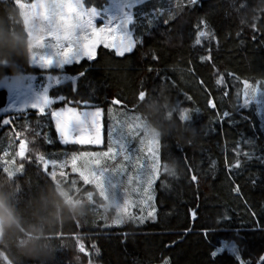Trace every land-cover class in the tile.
Wrapping results in <instances>:
<instances>
[{
    "label": "trees",
    "instance_id": "1",
    "mask_svg": "<svg viewBox=\"0 0 264 264\" xmlns=\"http://www.w3.org/2000/svg\"><path fill=\"white\" fill-rule=\"evenodd\" d=\"M137 10L148 16L134 27L140 42L131 53L99 46L92 62L59 70L66 79L49 96L65 97L57 106L102 109L107 141L109 130L120 134L139 123L158 134L153 216L138 183L126 179L137 174L139 154L104 162L127 169L117 181L136 202L122 213L89 191L94 164L83 170L79 158L45 174L33 143L58 160L96 147L62 145L48 113L0 116L10 120L0 123V199L13 220L2 231L0 264H264V106H242L245 81L264 88V0H146ZM25 69L23 15L16 0H0V81ZM7 104L8 91L0 89V109ZM23 140L26 159L16 155ZM224 244H235L239 259Z\"/></svg>",
    "mask_w": 264,
    "mask_h": 264
},
{
    "label": "snow or ice",
    "instance_id": "2",
    "mask_svg": "<svg viewBox=\"0 0 264 264\" xmlns=\"http://www.w3.org/2000/svg\"><path fill=\"white\" fill-rule=\"evenodd\" d=\"M141 0H112L108 9L103 12L97 10V8H85L82 0H34L32 3H24L22 0H17V3L25 11V14L30 18L31 31L35 35V52L30 57V61L34 65H38L42 69L47 68H63L67 64L73 62L79 63L81 59L86 58L88 61L93 60L97 45L103 44L104 48L114 49L117 56H124L125 53H131L140 42L139 37L134 35L135 17L132 8L136 3ZM191 3H195L196 0H190ZM136 15H139L137 13ZM100 17L104 22L102 26H97L94 20ZM167 22V21H165ZM151 24V21H149ZM131 26V27H130ZM205 32H199V36L196 43H200L199 37L205 36ZM155 58V57H154ZM203 59H210V57H203ZM79 76H84L85 72L81 71ZM31 76L24 75L22 80L8 79L5 85L10 91L16 95L22 91H34L35 99L31 102L18 107V111H22L26 108L37 109L40 113H44L46 109H50L54 100L49 96V88L43 87L41 91H36L33 87ZM49 77V80H52ZM75 81V77L72 78ZM61 78L56 77L55 82L60 83ZM223 82L221 76L216 80L217 84ZM264 84V82H260ZM75 91V87L73 88ZM226 94V93H225ZM244 97L243 107L249 106L250 103L255 102L257 105L264 106V88L259 84L249 85L247 81L244 82L242 89ZM240 93H237L239 96ZM146 96V92L141 90L138 94V99L142 100ZM60 100H64L65 97H58ZM190 99V98H189ZM84 103H87L85 101ZM117 103V101H113ZM211 104V101H209ZM177 109L175 108V111ZM179 119L186 121L188 118L184 115L187 109L179 110ZM197 111H199L197 109ZM51 119L55 122V130L58 134L59 142L63 145L68 144H99L101 142L99 118L101 115V109L97 108L93 112H85L82 114L77 113L75 108H61L59 110H51L49 113ZM225 117L229 113L224 112ZM3 125L10 124L9 119H4ZM191 126V125H190ZM130 134H134V129H129ZM35 136H39L38 132H34ZM47 143H52L51 138H47ZM29 143V141L27 142ZM27 143L25 140L19 143V150L16 153L22 159H26ZM142 144L147 145L148 151L151 153V165L146 166L140 161L139 158L135 161V169L137 174L135 176H126L127 182L131 183L133 179L142 186V203H145L149 207L147 215L153 216L155 208L152 205L154 199L152 194V185L156 179L158 171L157 156L154 146L156 141L144 136L141 141ZM33 150L35 151V160L41 166V170L47 174L49 168L51 170L57 166L63 167L68 163L75 162L82 155H88L93 164L95 165L94 179L98 186L102 190H109L112 195L116 197L117 206L121 208V212H126L130 202L125 200L121 206L117 202V189L118 184L122 181L114 183L115 173L122 178L125 177L127 169L124 165H120L118 168L113 166H107L104 161L115 160L117 156H122L124 161H130L131 157L126 153L123 143L120 144L118 151H114L112 144L110 143L107 151L101 152H73L67 155L63 160L56 158L46 157L39 150V147L33 143ZM237 161V166H239ZM6 165V164H5ZM23 165H21V168ZM195 180L196 177L192 176ZM237 192L239 189H235ZM107 194V193H106ZM193 212V217H195ZM122 217V216H121ZM122 219H117L115 223H121ZM207 230H205V236ZM223 243V242H222ZM95 247V245H93ZM228 250L233 253L237 259H239V252L235 244H224ZM223 248L217 249L222 251ZM216 252L212 253V256H216ZM264 259V258H262ZM227 264V262H224ZM241 264H244L241 261Z\"/></svg>",
    "mask_w": 264,
    "mask_h": 264
},
{
    "label": "rangeland",
    "instance_id": "3",
    "mask_svg": "<svg viewBox=\"0 0 264 264\" xmlns=\"http://www.w3.org/2000/svg\"><path fill=\"white\" fill-rule=\"evenodd\" d=\"M146 0H141V2H138L135 4V6L132 8V12L134 14L135 17V25L141 21H143V19L145 17L148 16V14H141L139 10H137V7H139L142 3H144ZM22 2L24 3H32L34 2V0H22ZM112 0H107V2L105 4H103L102 7H95V6H88L86 4L85 0H82V3L85 5V8H92L95 7L97 8V10L103 12V10L108 9L110 4H111ZM17 3V0H16ZM21 13L23 15V19L25 22V27L27 30V33L29 35V65L30 68L29 70H22V72L18 75H14V76H7L4 77L1 81H0V89H6L8 91V104L7 106L3 107L2 109H0V116H7V115H17V114H26L29 113L30 111H36L39 114L43 115L46 113H50L51 110H59L61 108H75L77 109V113L82 114L85 112H93L96 109L95 108H78V107H70V106H57L58 103H60L62 100L60 99H53L54 102L51 105L50 109H46L44 113H40L37 109H33V108H26L22 111H18L17 108L21 107L29 102H31L32 100L35 99V94L34 91H22L16 95H14L10 89L5 85V82L8 79H16L18 81L22 80V77L24 75L26 76H31L33 79L31 81V83L33 84V87L36 91H41L43 89V87H48L49 90L52 89L53 87L57 86L58 84L55 82V78L56 77H60L61 80L60 82H63L66 79V75L63 73H59L58 71L61 70V68H47V69H42L40 68L38 65H34L31 61H30V57L34 54L35 52V35L33 34V32L31 31V23H30V18L25 14V11L23 10V8L20 6L19 3H17ZM137 13H139V15H136ZM103 20L100 17H97L94 20V23L99 27L103 25ZM131 27V26H130ZM99 46H103V44H99L97 45L96 51L99 48ZM114 50V49H113ZM96 54V53H95ZM127 54V53H125ZM86 58H83L80 60L83 61ZM75 62L71 63L74 64ZM71 64H67L65 66L71 65ZM64 66V67H65ZM63 67V68H64ZM62 68V69H63ZM49 77H52V80H49ZM60 84V83H59ZM212 107H215V104L212 103ZM7 119H9V117H7ZM52 120V119H51ZM54 128H55V122L52 120ZM131 128V127H130ZM130 128H126L127 131L124 129L123 133L118 134L117 132V127L115 128V130H109V137L110 140L107 141L106 138V133H105V117H104V111L101 109V115L99 118V129H100V137H101V142L99 144H84L85 145H89V146H93L96 147L97 150L92 151V152H101V151H107V148L109 146V144L111 143L113 146L114 151H117V143L119 142L120 144L123 143L125 146V150L126 153L128 155H132L135 154V156L138 157L140 159V161L142 163H144L146 166H150L151 165V153L148 151V147L145 144H142L141 141L144 139V136H147L149 138H151L152 140L156 141V145L154 146V148H158L159 144L157 141V136L158 134H153L152 131L143 123H139L136 126H133L132 128L134 129V134H130L129 129ZM138 128L140 130L143 131L142 134H138V131H136L135 129ZM63 145V144H62ZM68 145H79V144H68ZM68 145H64V146H68ZM135 158L134 160L136 161ZM80 168H83V170H86L87 168L90 167V165H93L92 159L88 156V155H82L80 156ZM108 161V160H106ZM104 161V162H106ZM78 162V161H77ZM158 163V160H157ZM88 171V169H87ZM86 171V172H87ZM115 179H114V183L117 182V175L115 173H113ZM86 176V174H85ZM84 176V177H85ZM119 181V180H118ZM136 182V180H135ZM122 183V182H121ZM121 183L118 184L117 189H115V191L117 192V202L120 205H123V202L125 200L129 201L130 205H132V203H135L136 201L133 200V192L126 190L124 188H122ZM137 184V182H136ZM78 185L76 184L75 186H73L72 188H74L75 190L77 189ZM139 191V195L141 197V200H143V196H142V186L138 184V189ZM152 190V189H151ZM91 194H98V196L106 203H111L112 205L117 207V203H116V197L114 195L111 194V192L109 190H102L100 186H98L97 182L94 183V188H92ZM63 193H66V191H63ZM107 193V194H106ZM147 205V204H145ZM106 206V205H103ZM130 209V207H129Z\"/></svg>",
    "mask_w": 264,
    "mask_h": 264
},
{
    "label": "clouds",
    "instance_id": "4",
    "mask_svg": "<svg viewBox=\"0 0 264 264\" xmlns=\"http://www.w3.org/2000/svg\"><path fill=\"white\" fill-rule=\"evenodd\" d=\"M13 224L11 210L7 207L2 199H0V230H6Z\"/></svg>",
    "mask_w": 264,
    "mask_h": 264
},
{
    "label": "water",
    "instance_id": "5",
    "mask_svg": "<svg viewBox=\"0 0 264 264\" xmlns=\"http://www.w3.org/2000/svg\"><path fill=\"white\" fill-rule=\"evenodd\" d=\"M21 158V157H20ZM2 231L3 230H0V242H1V238H2ZM85 253V251H83ZM90 264V263H89Z\"/></svg>",
    "mask_w": 264,
    "mask_h": 264
},
{
    "label": "crops",
    "instance_id": "6",
    "mask_svg": "<svg viewBox=\"0 0 264 264\" xmlns=\"http://www.w3.org/2000/svg\"><path fill=\"white\" fill-rule=\"evenodd\" d=\"M95 57V56H94Z\"/></svg>",
    "mask_w": 264,
    "mask_h": 264
}]
</instances>
